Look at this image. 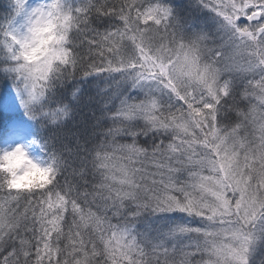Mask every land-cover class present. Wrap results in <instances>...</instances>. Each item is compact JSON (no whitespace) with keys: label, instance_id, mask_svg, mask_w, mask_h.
<instances>
[{"label":"snow or ice","instance_id":"obj_1","mask_svg":"<svg viewBox=\"0 0 264 264\" xmlns=\"http://www.w3.org/2000/svg\"><path fill=\"white\" fill-rule=\"evenodd\" d=\"M0 264H264V0H0Z\"/></svg>","mask_w":264,"mask_h":264},{"label":"clouds","instance_id":"obj_2","mask_svg":"<svg viewBox=\"0 0 264 264\" xmlns=\"http://www.w3.org/2000/svg\"><path fill=\"white\" fill-rule=\"evenodd\" d=\"M20 161H23V157L18 158ZM38 178V173L35 172V170H27L25 171L18 179L17 183L18 184H27L30 183L32 180Z\"/></svg>","mask_w":264,"mask_h":264}]
</instances>
